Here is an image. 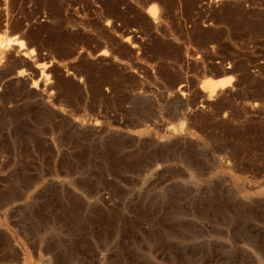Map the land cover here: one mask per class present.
Instances as JSON below:
<instances>
[{
    "label": "rangeland",
    "instance_id": "obj_1",
    "mask_svg": "<svg viewBox=\"0 0 264 264\" xmlns=\"http://www.w3.org/2000/svg\"><path fill=\"white\" fill-rule=\"evenodd\" d=\"M0 36V264H264V0H0Z\"/></svg>",
    "mask_w": 264,
    "mask_h": 264
},
{
    "label": "bare ground",
    "instance_id": "obj_2",
    "mask_svg": "<svg viewBox=\"0 0 264 264\" xmlns=\"http://www.w3.org/2000/svg\"><path fill=\"white\" fill-rule=\"evenodd\" d=\"M150 9V8H148ZM154 9H150V14H153ZM1 37V36H0ZM2 39H0V47L2 46ZM5 44H13L16 43L18 45L19 48L23 47V42L22 40H15L13 38H7L5 39ZM4 44V45H5ZM4 48V46H2ZM1 49V48H0ZM214 81H207L206 87L208 88V93H213L216 89L218 88H223L229 81L228 80H224L223 78H217V79H213Z\"/></svg>",
    "mask_w": 264,
    "mask_h": 264
}]
</instances>
